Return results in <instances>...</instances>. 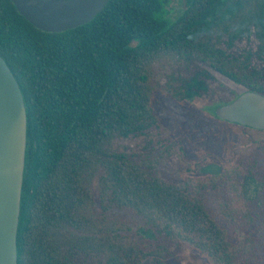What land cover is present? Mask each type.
Listing matches in <instances>:
<instances>
[{
  "label": "trees",
  "instance_id": "16d2710c",
  "mask_svg": "<svg viewBox=\"0 0 264 264\" xmlns=\"http://www.w3.org/2000/svg\"><path fill=\"white\" fill-rule=\"evenodd\" d=\"M167 4L110 0L46 32L0 0V54L28 114L19 264H169L157 233L205 264H260L207 190L240 174L246 195L264 130L193 102L214 99L219 76L264 95V0H187L176 20Z\"/></svg>",
  "mask_w": 264,
  "mask_h": 264
},
{
  "label": "water",
  "instance_id": "95a60500",
  "mask_svg": "<svg viewBox=\"0 0 264 264\" xmlns=\"http://www.w3.org/2000/svg\"><path fill=\"white\" fill-rule=\"evenodd\" d=\"M110 0H12L35 27L64 32L93 20ZM220 119L264 130V95L242 92L215 109ZM28 146V114L20 83L0 54V264L18 263V231Z\"/></svg>",
  "mask_w": 264,
  "mask_h": 264
},
{
  "label": "rangeland",
  "instance_id": "374dc122",
  "mask_svg": "<svg viewBox=\"0 0 264 264\" xmlns=\"http://www.w3.org/2000/svg\"><path fill=\"white\" fill-rule=\"evenodd\" d=\"M186 7L187 0H168V16L176 20L184 13ZM135 44L133 43V45ZM219 78L220 81L217 84L214 99L203 98L195 100L193 102L194 106L208 113H214L216 107L231 102L244 92L242 87L230 80L221 76ZM171 109L173 111L180 110L176 105ZM204 167H197L198 175L206 174ZM234 168L235 165L232 169ZM254 174V181L246 195L243 194V191L241 192L240 188L243 177L240 174L237 176L236 174H231L227 175L228 184L219 185L215 190L213 188H210V191L207 190V200L212 211L218 217L220 216L221 219L226 218L225 223L232 231L243 233L244 237L250 234L254 242L255 255L259 259L260 264H264V159L260 160ZM121 217L126 218L131 233L137 234L139 226L143 225L139 218L131 214L124 213ZM149 241L153 244L166 245L169 248V253L172 255L169 264H205L202 260L193 257L188 248L168 242L162 234L157 233L156 237L149 238ZM143 264H151V262L147 260Z\"/></svg>",
  "mask_w": 264,
  "mask_h": 264
}]
</instances>
